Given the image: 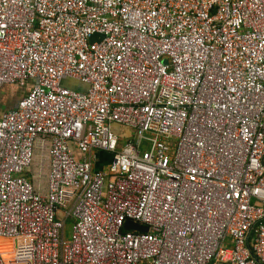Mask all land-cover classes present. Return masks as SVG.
<instances>
[{
	"label": "built area",
	"instance_id": "2783aa9c",
	"mask_svg": "<svg viewBox=\"0 0 264 264\" xmlns=\"http://www.w3.org/2000/svg\"><path fill=\"white\" fill-rule=\"evenodd\" d=\"M7 86L13 264H264V0H0Z\"/></svg>",
	"mask_w": 264,
	"mask_h": 264
},
{
	"label": "rangeland",
	"instance_id": "374dc122",
	"mask_svg": "<svg viewBox=\"0 0 264 264\" xmlns=\"http://www.w3.org/2000/svg\"><path fill=\"white\" fill-rule=\"evenodd\" d=\"M2 95L4 96V94H2ZM149 147H150L149 142L143 141L142 149L144 151H148ZM99 155H100V157H102L104 159V163H108L112 157L111 154L105 153V152H100ZM70 209H71V204H69L67 206L66 211H69ZM73 224H74V220L72 218H69L65 221V226H64V239H65V241H69L71 239ZM1 244H2V252L4 254L5 261L7 264H11L13 260H12L11 250L9 249V241L8 240H0V245Z\"/></svg>",
	"mask_w": 264,
	"mask_h": 264
},
{
	"label": "crops",
	"instance_id": "0c3cea01",
	"mask_svg": "<svg viewBox=\"0 0 264 264\" xmlns=\"http://www.w3.org/2000/svg\"><path fill=\"white\" fill-rule=\"evenodd\" d=\"M8 87H9V86L3 88V89L0 91V113H1V112H4V111H6V110L13 109V108L16 107V102H14V103L12 104V103H10V101H9V96H8L7 91H6ZM17 89H18V88H17ZM19 90H20V89H19ZM21 91H24V92H25V90H21ZM2 94H4V96H3ZM115 129H116V127H115ZM0 248H1V250H2V244L0 245Z\"/></svg>",
	"mask_w": 264,
	"mask_h": 264
},
{
	"label": "water",
	"instance_id": "95a60500",
	"mask_svg": "<svg viewBox=\"0 0 264 264\" xmlns=\"http://www.w3.org/2000/svg\"><path fill=\"white\" fill-rule=\"evenodd\" d=\"M262 164L264 165V161L262 162ZM125 229L130 230V231H136V232H148V227L141 226L139 224L134 223L133 221H127L125 224ZM247 247L250 251V248L248 245H247ZM250 253H251L252 257L255 258L254 254L251 251H250Z\"/></svg>",
	"mask_w": 264,
	"mask_h": 264
},
{
	"label": "flooded vegetation",
	"instance_id": "af4514ba",
	"mask_svg": "<svg viewBox=\"0 0 264 264\" xmlns=\"http://www.w3.org/2000/svg\"><path fill=\"white\" fill-rule=\"evenodd\" d=\"M19 89L20 88L17 89L16 86H9L7 88L6 91L8 93L10 103L13 104L14 102H16V99L21 96L23 91H21V89L20 90Z\"/></svg>",
	"mask_w": 264,
	"mask_h": 264
},
{
	"label": "trees",
	"instance_id": "16d2710c",
	"mask_svg": "<svg viewBox=\"0 0 264 264\" xmlns=\"http://www.w3.org/2000/svg\"><path fill=\"white\" fill-rule=\"evenodd\" d=\"M75 86H76L78 89H83V88H84V86H82V85H75ZM24 93H25V92L23 91L21 95H23ZM19 98H20V97H18L17 99H19ZM17 99H16V103H17V101H18Z\"/></svg>",
	"mask_w": 264,
	"mask_h": 264
}]
</instances>
